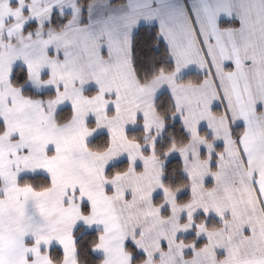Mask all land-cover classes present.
<instances>
[{
  "label": "snow or ice",
  "instance_id": "snow-or-ice-1",
  "mask_svg": "<svg viewBox=\"0 0 264 264\" xmlns=\"http://www.w3.org/2000/svg\"><path fill=\"white\" fill-rule=\"evenodd\" d=\"M0 264H264V0H0Z\"/></svg>",
  "mask_w": 264,
  "mask_h": 264
}]
</instances>
